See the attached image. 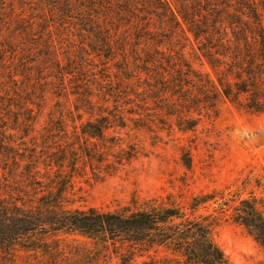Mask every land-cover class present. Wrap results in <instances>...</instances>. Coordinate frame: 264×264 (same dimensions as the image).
<instances>
[{"label": "trees", "instance_id": "obj_1", "mask_svg": "<svg viewBox=\"0 0 264 264\" xmlns=\"http://www.w3.org/2000/svg\"><path fill=\"white\" fill-rule=\"evenodd\" d=\"M163 2L0 0V75H6L0 78V264H109L111 254L120 264H130L135 257L156 249L166 253L157 261L159 264H231L214 238L219 221L208 212L216 202L212 193L189 197L168 193L160 199L132 197L130 204L113 210L71 208L69 184L75 173L66 176L61 168H74L79 158L76 150L68 144L51 146L46 141H33L29 147L21 141H10L6 134L16 130L19 138H24L38 121L45 98L43 93L35 97L31 91L35 87L30 84L39 81L34 75H75L85 69L81 65L84 57H96L111 62L121 59L117 72L123 76L119 80L129 81L125 76L131 71L125 48L130 40L127 33H134L133 44L154 43L151 19L141 16H155L157 11L162 18L172 16ZM238 3L252 23L253 37L249 41L242 29L233 33L238 43V55L232 58L237 70L226 69L232 77H221L218 60L204 53L214 77L167 72L168 76L154 77V88L169 92L189 110L203 104L196 100L198 96L213 90L248 112H264L263 20L251 0ZM61 38H66L67 44L75 42L77 51L57 52ZM245 46L249 55L244 52ZM132 53L137 55L135 49ZM144 55L142 63L156 62L154 51H144ZM50 66L52 71L48 70ZM137 71L147 72L141 67ZM186 79L192 83L185 84ZM86 88L77 85L71 91L81 103V107H75L77 111L90 110ZM186 88L192 95L185 94ZM63 120L61 115L55 120L49 117L59 130ZM108 124L101 115L90 117L80 123V134L86 141L99 140ZM183 160L189 167L190 159ZM40 164L56 169L39 175ZM228 201L233 204L228 205ZM228 201L224 206L231 210L230 220L243 226L264 248V197Z\"/></svg>", "mask_w": 264, "mask_h": 264}, {"label": "rangeland", "instance_id": "obj_2", "mask_svg": "<svg viewBox=\"0 0 264 264\" xmlns=\"http://www.w3.org/2000/svg\"><path fill=\"white\" fill-rule=\"evenodd\" d=\"M162 1L172 16L162 18L160 11L155 16H141L151 19L154 43L135 42L132 49L134 33H127L130 40L125 48L131 71L125 76L129 81L119 80L123 76L117 72L121 59L111 62L96 57H84L81 65L85 69L75 75H34L44 81L30 84L35 87L31 90L35 97L43 93L45 98L38 121L24 138H19L16 130H9L7 137L29 147L33 141H46L51 146L68 144L76 150L79 158L74 168H61L66 176L75 173L69 184L71 208L113 210L130 204L132 197L140 200L160 199L168 193L183 197L212 193L216 202L208 212L219 221L214 238L230 263L264 264V248L243 226L230 220L231 210L224 206V201L235 197H264V112H248L213 90L198 96L196 100L203 104L189 110L169 92L154 88V77L168 76L167 72L214 77L204 53L218 60L221 77H232L226 69H236L232 58L238 55V43L233 33L242 29L252 41V23L240 0ZM251 1L264 28V0ZM177 11L187 17V23ZM59 43L57 52L77 51L75 42L67 44V39L61 38ZM147 50L154 51L155 65L142 63ZM140 67L147 72L139 73ZM48 70L53 69L50 66ZM191 83L186 79L185 84ZM77 85L87 87L90 110H75L81 107L78 96L71 93ZM186 89L185 94L192 95ZM208 99L213 102L205 103ZM60 115L64 120L59 130L49 117L55 120ZM100 115L109 122L108 128L101 139L86 141L80 134V123ZM184 157L190 159L189 167L184 165ZM38 169L39 175H45L56 168L40 164ZM165 254L161 249L152 250L130 264H159ZM108 259L109 264H120L114 254Z\"/></svg>", "mask_w": 264, "mask_h": 264}]
</instances>
